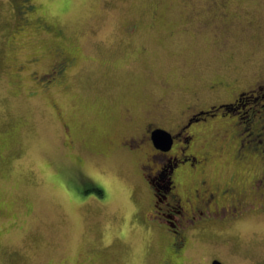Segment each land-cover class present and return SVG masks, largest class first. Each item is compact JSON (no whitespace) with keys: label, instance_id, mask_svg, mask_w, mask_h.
<instances>
[{"label":"rangeland","instance_id":"rangeland-1","mask_svg":"<svg viewBox=\"0 0 264 264\" xmlns=\"http://www.w3.org/2000/svg\"><path fill=\"white\" fill-rule=\"evenodd\" d=\"M32 1L29 17L59 35L38 27L13 35L10 0H0V264H74L89 256L158 264L163 234L135 218L150 209L136 159L95 151L105 139L137 135L150 115L168 125L193 104L229 103L256 86V102L243 99L244 109L222 121L252 110L264 117V0ZM54 46L74 64L41 89L29 72H47ZM34 58L18 77V66ZM218 125L197 142L210 158L206 176L240 195L264 176V143L239 135L254 151L235 163L225 124ZM196 181L188 177L179 191ZM239 216L194 238L185 264L214 255L264 264V210Z\"/></svg>","mask_w":264,"mask_h":264},{"label":"flooded vegetation","instance_id":"flooded-vegetation-1","mask_svg":"<svg viewBox=\"0 0 264 264\" xmlns=\"http://www.w3.org/2000/svg\"><path fill=\"white\" fill-rule=\"evenodd\" d=\"M13 14V35L20 34L19 31H27L32 27L42 28L46 32H54L59 35L51 25L44 23L40 17L30 18L29 14L36 11L37 6L32 0H10ZM29 28V29H28ZM52 62L45 73L38 74L30 71L32 82L41 89H48L50 85L60 82L66 70L73 66L74 58L64 55L62 50L56 46L50 52ZM37 58L24 60L23 65L16 69L17 76L27 74L28 65L36 64ZM38 78L35 80V78ZM261 87H254L249 91H238L229 103L196 104L190 106L181 113L178 119L172 120L168 125L155 122L150 115L139 129L137 135L123 141L114 142L110 139L103 140L100 149L95 151L96 155L109 156L117 152L131 154L136 159L137 175L142 180L148 195L150 209L145 215L135 216L138 222L147 227V230L157 229L162 232L159 249L162 251L161 260L158 264H185L189 263V251L193 249L194 238L201 234L221 232L227 224L237 222L239 215L253 211L256 207L264 210V176L253 179L247 183L248 191H242L239 195L232 186H219L206 176L207 166L210 158L203 148L197 147L198 139L203 132L213 130V124L223 123V139H228L232 144V159L237 163L247 159L251 154L248 145H244L242 138L251 135L252 140L259 139L264 143V117L260 111L252 110L249 115L244 114L238 122L222 121V118L230 114H238L239 109H244L242 100L254 99V93H258ZM263 90V89H262ZM264 105V104H263ZM262 106V105H261ZM222 113V114H221ZM251 116L249 124L243 117ZM239 123L248 125L242 127L240 132L236 129ZM220 127V124L218 125ZM163 131L168 142L154 143L152 133ZM218 133V128H215ZM238 139V141H236ZM248 142L247 140H244ZM246 146V148H245ZM257 149V148H255ZM264 151V148L261 149ZM259 158L264 160L262 156ZM80 162V159H77ZM197 179L196 187H190L185 192L178 188L187 178ZM191 183V180L189 181ZM187 182V183H188ZM227 185V184H226ZM198 186L200 189H198ZM246 193V196H245ZM251 195L250 200L244 197ZM169 203L175 208L169 209ZM172 205V206H173ZM171 206V207H172ZM173 208V207H172ZM165 212H170L166 214ZM152 213L151 215H148ZM142 225V226H143ZM218 234V233H217ZM214 255V254H213ZM205 264H227L218 255L204 260ZM74 264H114L112 261H103L92 256L76 259Z\"/></svg>","mask_w":264,"mask_h":264},{"label":"water","instance_id":"water-1","mask_svg":"<svg viewBox=\"0 0 264 264\" xmlns=\"http://www.w3.org/2000/svg\"><path fill=\"white\" fill-rule=\"evenodd\" d=\"M152 139L154 141V143L156 144L158 141L160 142H164V143H167L168 142V138L166 136V134H164L163 131H160V130H157V131H154L152 133Z\"/></svg>","mask_w":264,"mask_h":264},{"label":"trees","instance_id":"trees-1","mask_svg":"<svg viewBox=\"0 0 264 264\" xmlns=\"http://www.w3.org/2000/svg\"><path fill=\"white\" fill-rule=\"evenodd\" d=\"M250 118H249V121L251 120V116H249ZM256 148V147H255Z\"/></svg>","mask_w":264,"mask_h":264}]
</instances>
